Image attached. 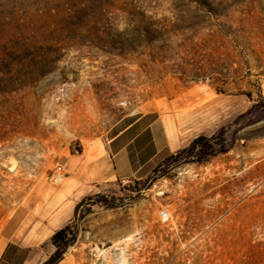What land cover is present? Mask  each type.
<instances>
[{
    "label": "rangeland",
    "instance_id": "1",
    "mask_svg": "<svg viewBox=\"0 0 264 264\" xmlns=\"http://www.w3.org/2000/svg\"><path fill=\"white\" fill-rule=\"evenodd\" d=\"M262 88L264 0H0V226L69 153L216 94L211 135L75 206L57 264H264Z\"/></svg>",
    "mask_w": 264,
    "mask_h": 264
},
{
    "label": "crops",
    "instance_id": "2",
    "mask_svg": "<svg viewBox=\"0 0 264 264\" xmlns=\"http://www.w3.org/2000/svg\"><path fill=\"white\" fill-rule=\"evenodd\" d=\"M194 102L146 110L94 153H69L59 163L60 174L47 171L2 221L0 264H42L51 254L52 235L70 222L82 199L114 182L144 179L194 138L211 135L217 128V95L203 108H189Z\"/></svg>",
    "mask_w": 264,
    "mask_h": 264
},
{
    "label": "trees",
    "instance_id": "3",
    "mask_svg": "<svg viewBox=\"0 0 264 264\" xmlns=\"http://www.w3.org/2000/svg\"><path fill=\"white\" fill-rule=\"evenodd\" d=\"M77 206H79V204H77L76 207ZM68 231H69V226L66 225L52 235L51 244L55 247V251L53 254H51L48 257V259L43 264H57L62 260L64 248L67 247V245H69L73 240V239L66 240V233ZM58 244H62L63 247L60 249Z\"/></svg>",
    "mask_w": 264,
    "mask_h": 264
},
{
    "label": "built area",
    "instance_id": "4",
    "mask_svg": "<svg viewBox=\"0 0 264 264\" xmlns=\"http://www.w3.org/2000/svg\"><path fill=\"white\" fill-rule=\"evenodd\" d=\"M62 168L61 166L56 167V172L61 173ZM157 219L161 225H168L170 222V214L166 208L160 209L158 211Z\"/></svg>",
    "mask_w": 264,
    "mask_h": 264
}]
</instances>
